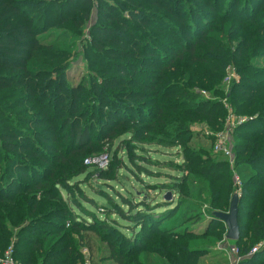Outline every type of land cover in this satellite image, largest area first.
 <instances>
[{"label": "trees", "instance_id": "trees-1", "mask_svg": "<svg viewBox=\"0 0 264 264\" xmlns=\"http://www.w3.org/2000/svg\"><path fill=\"white\" fill-rule=\"evenodd\" d=\"M123 1L132 8L97 1L101 20L121 29L113 24L94 27L89 52L98 56L103 77L92 78L89 87H73L65 82L63 66L71 55L59 53L63 51L57 50V42L46 40L47 33L64 25L79 30L90 19L95 1L0 0V259L12 248L17 264H85L81 241L74 236L88 232L106 243L116 264H151L153 254L166 264H201L215 245L209 237L224 240L227 230L214 213L229 211L240 188L241 234L233 243L240 251L239 264H264V68L255 63L256 57L264 58V0H254L246 10L240 0H230L222 14V0H194L203 2L200 10L187 6L186 0ZM182 5L194 11L187 14ZM230 65L237 66L242 79L225 93L221 82ZM202 90L217 99H205ZM224 99L235 116L245 119L232 132L233 163L202 160L184 149L189 125L176 124L171 113L194 112L221 130L227 118ZM22 106L30 107L16 111ZM28 112L30 117L23 116ZM117 140L116 154L121 150L135 155L133 144L148 150L138 157L147 166H152V152L145 146L176 149L181 161L169 162L181 175H170L174 185L165 186V194L178 195L185 182L197 184L202 205L207 200L215 205L205 233L195 235L193 226H186L197 219L195 205L172 221L180 203L169 196L152 203L145 195L135 203L119 195L110 183L111 153L109 169L84 165L98 148L111 149ZM135 161L129 157L135 169L153 175ZM191 168L209 184L186 175ZM94 180L103 182V188L92 190ZM85 186L107 205L98 204ZM98 214L110 221L108 216H119L127 225L113 224L127 228L130 236ZM148 235L150 242L159 243L158 250L141 246ZM196 238L198 244L192 242Z\"/></svg>", "mask_w": 264, "mask_h": 264}, {"label": "rangeland", "instance_id": "rangeland-1", "mask_svg": "<svg viewBox=\"0 0 264 264\" xmlns=\"http://www.w3.org/2000/svg\"><path fill=\"white\" fill-rule=\"evenodd\" d=\"M95 1V8L91 12L90 19L85 22L84 26L80 28L77 31H72L68 28L67 25L60 26V27H54L49 30L47 33L46 40L48 42L55 41L58 43L57 50L63 51L59 53H70L71 58L66 62L64 66L65 68V82L68 85H71L73 87H76L78 85L85 84L86 87H89L90 81L92 78L100 80L102 74H100V66L101 63L99 60H97L96 57H98L93 52H89V47L91 46V42L93 41V34L92 30L96 26H105L108 24H113L117 29H121L120 26L116 25L115 22H110L108 20H101V14L100 10L98 9V0ZM114 5L116 6H123L127 9H130V5L123 0H110ZM236 2V0H234ZM254 0H240V5L243 6L244 10L248 9V5L253 2ZM230 0H222L221 1V14L224 12L225 9H227V6L229 4ZM187 6L197 7V10H200L199 7L203 5V2H196L194 0H186L185 2ZM183 11L187 10L186 6H181ZM132 8V7H131ZM101 11L103 13H107L104 8H101ZM122 13H125L124 9L121 10ZM190 13L194 11L193 9L189 10ZM187 10V14L189 13ZM261 12H264V7L262 8ZM74 14V13H73ZM77 13L74 15L76 16ZM129 13L126 12L125 16L128 17ZM52 25L56 23L55 20H51ZM200 26H202L201 23H198ZM69 25V24H68ZM62 57V56H61ZM256 64L260 65V67L264 68V58L263 57H256ZM242 64H238L237 66L240 67ZM231 67V65L226 70V77L221 82L222 88L224 89L225 93H229V90L233 83H239L242 79V74L238 71V68ZM141 80V78H138ZM97 80V81H98ZM201 95L207 99V100H215V95H212L211 92H206L205 90H202ZM215 98V99H214ZM223 105L227 110V118L224 123V128L221 130L215 131L209 124L203 119L202 116H198L194 112L190 115H182L180 112H172L171 115L174 116V119L178 120V122H175L176 124L183 123L186 125H189V135L185 136L183 138V147L184 149H190L192 152L197 153L200 155V159H206L210 161H223L222 159H227L229 162L233 163V160H229L228 158L224 157L221 154L215 153V143H216V137L217 134L228 130L229 128L236 129L237 126L240 125V121L243 119L241 117L235 116L232 108L227 103V100H223ZM25 107L30 106H22L18 108L16 111H23L22 109H25ZM14 111L13 113H16ZM25 117H30L31 112L25 113L23 115ZM172 122H174L172 120ZM232 123V124H231ZM128 137L123 136L121 139H127ZM232 138V137H231ZM119 146V140H117L114 143L113 147L108 146L100 147L98 148L99 151L95 154H92V158L95 157H101V156H108L109 153H111L113 157V163L109 169L110 163L106 167V169H109L112 171V174L110 175V181L111 185L114 186V190L119 193V195H123L127 199L137 202L142 201L145 199V195L149 196L150 202H161L164 197L167 195L165 194L167 192V188L165 186L172 187L174 184L172 182V179L170 178V175L172 176H180L178 174L179 171H177V167L175 164H171L169 161H175L179 162L181 161V155L178 154L176 149H172L169 152H163L165 150L159 149L156 146H145V149H149L150 153L152 152V158H149V163L152 166H147L144 162L138 159V157H145V155H148L147 151H142V146L138 144H133L131 149H135L136 154L131 155V153L128 152H122L121 150L116 154V150ZM104 148V150H103ZM183 150V149H182ZM201 150V151H200ZM105 151V152H104ZM129 157H132L138 166H145L149 168L153 175L151 177H147L145 174H143L141 171L135 169L131 163L129 162ZM0 155V163H2L3 160H1ZM199 159V160H200ZM202 159V160H203ZM117 160V161H115ZM86 161V160H85ZM110 161V158H109ZM169 162V163H168ZM86 165V163H84ZM88 168L89 166L86 165ZM126 167H130L133 173L129 170H126ZM193 168V167H192ZM191 168V171L187 173L186 175H194V177H199L198 179L202 178L204 179V182L208 183L210 180L208 178H204L202 174L198 171H195ZM233 169V166H232ZM105 170V169H104ZM89 171H93V169H90ZM197 173V174H195ZM197 175V176H196ZM193 177V176H189ZM84 178V177H83ZM233 178L235 180V173H233ZM236 181V180H235ZM91 183V189H102L103 188V182H96L90 181ZM237 186V185H236ZM238 187V186H237ZM197 184H193L191 182H185L184 184H181L179 186V194H174L170 197L171 201L176 200L180 204L179 208L175 210V212L170 216V220L179 219L180 213L184 210H188V208L191 205H195L197 208V219L193 222L188 223L186 226H193L194 231L192 233H195V235H199L201 233H205L210 225V217L209 215L213 212H215V205H211L213 202L209 203V200L206 201L204 205H202V200H204V197L199 199L197 197L198 193ZM239 188V187H238ZM91 189L87 186L84 187V190L86 193L91 196L95 197L96 201L100 205H107V203L104 201V199L97 197ZM200 189V188H199ZM108 192L111 194V196L114 197L115 201L118 204H121L120 199L117 197V195L109 189ZM235 194H239L242 196V190L236 189ZM170 195V194H168ZM168 197V196H167ZM207 198V197H206ZM208 202V203H207ZM124 209H127L122 204ZM227 211L226 213H228ZM98 217L102 219L104 216L102 214H98ZM111 217L112 220L106 219V221L110 222V225H114L113 221H117L119 225H127L126 222H124L119 216L112 215L108 216ZM181 225L178 224V226ZM118 227V229L121 231V233L125 236H130V231L127 230V228H122L121 226H115ZM48 231V227L44 228ZM219 231H222L220 229ZM219 231L217 233H219ZM227 230H225L224 234V240H217L212 237H209V241L215 242V245L211 246L210 249V255L203 258L200 262L201 264H231L229 258H226L224 254V251H221L223 247L226 246H233V242H227L225 240ZM79 235H75L74 239L77 241H81V253L84 256L85 264H116L112 259H110V255L108 252V246L106 243L100 241L99 237L96 234L88 233V232H82ZM85 237H89V240H86ZM150 236H147V239L145 238V241L141 243V246L144 248L147 246L149 249H159V243L157 241H149ZM83 238L84 240H81ZM14 239V238H13ZM87 241V243H86ZM195 244H198V240L192 241ZM236 246V245H235ZM263 246V243L260 245H257L258 253L261 250V247ZM90 247V248H89ZM152 247V248H151ZM255 248V247H254ZM255 253V254H256ZM143 255V254H142ZM141 255V256H142ZM140 256V257H141ZM149 261L151 264L160 263V260L157 256L149 255ZM161 264H166L164 261L161 260ZM232 264H236L234 262V259L232 260Z\"/></svg>", "mask_w": 264, "mask_h": 264}, {"label": "built area", "instance_id": "built-area-1", "mask_svg": "<svg viewBox=\"0 0 264 264\" xmlns=\"http://www.w3.org/2000/svg\"><path fill=\"white\" fill-rule=\"evenodd\" d=\"M244 121H245V119H242L240 121V123H242ZM232 132H233V128H229L228 130H225V131L217 134L216 143H215V153L221 154L224 157L228 158L229 160H233V156H232L230 145H229L230 141H231ZM85 163L88 166H94V167H97L101 170H104V169H106V167L109 164V158H108V156L88 158L85 161ZM235 180H236L237 186H240L239 179L236 176H235ZM257 248L258 247H255L251 251V255L255 254L258 251ZM221 251H224L223 255H225L226 258H229L231 264H232L233 259H234V262L236 264H239V262L241 261L239 248L236 247L235 245L230 246V247L229 246L223 247ZM12 253H13L12 248H10L6 252L4 258L0 259V263L1 264H17L13 259Z\"/></svg>", "mask_w": 264, "mask_h": 264}, {"label": "water", "instance_id": "water-1", "mask_svg": "<svg viewBox=\"0 0 264 264\" xmlns=\"http://www.w3.org/2000/svg\"><path fill=\"white\" fill-rule=\"evenodd\" d=\"M170 195L168 196L170 197ZM169 197L166 196V199ZM239 200V194H235L232 198L228 213L215 212L213 215L215 219L225 224L227 228L225 239L228 242L235 243L240 239Z\"/></svg>", "mask_w": 264, "mask_h": 264}]
</instances>
